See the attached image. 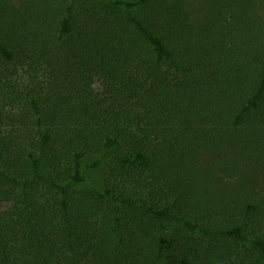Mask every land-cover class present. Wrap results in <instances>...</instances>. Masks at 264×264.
I'll return each mask as SVG.
<instances>
[{
    "label": "trees",
    "instance_id": "obj_1",
    "mask_svg": "<svg viewBox=\"0 0 264 264\" xmlns=\"http://www.w3.org/2000/svg\"><path fill=\"white\" fill-rule=\"evenodd\" d=\"M252 168L258 0H0V264H264Z\"/></svg>",
    "mask_w": 264,
    "mask_h": 264
},
{
    "label": "rangeland",
    "instance_id": "obj_2",
    "mask_svg": "<svg viewBox=\"0 0 264 264\" xmlns=\"http://www.w3.org/2000/svg\"><path fill=\"white\" fill-rule=\"evenodd\" d=\"M258 1L260 10L264 15V0ZM96 85L97 87H99V83H96ZM95 159L96 155L87 154V156L84 158L83 164L89 178L88 183L101 188L103 187L104 183V174L106 167L103 164L97 167H92L91 164ZM231 183L254 185L260 190L264 191V173L261 170L255 168L247 169L238 177L231 179Z\"/></svg>",
    "mask_w": 264,
    "mask_h": 264
}]
</instances>
